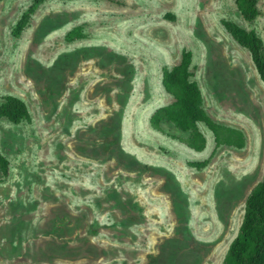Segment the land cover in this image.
<instances>
[{"label": "rangeland", "instance_id": "rangeland-1", "mask_svg": "<svg viewBox=\"0 0 264 264\" xmlns=\"http://www.w3.org/2000/svg\"><path fill=\"white\" fill-rule=\"evenodd\" d=\"M257 1L248 23L234 0H47L14 38L33 2L0 0V104L30 117L0 119V264L223 263L264 175V85L222 21L264 43ZM185 54L207 115L242 149L200 126L195 153L168 122L151 127L172 102L162 70Z\"/></svg>", "mask_w": 264, "mask_h": 264}, {"label": "trees", "instance_id": "trees-1", "mask_svg": "<svg viewBox=\"0 0 264 264\" xmlns=\"http://www.w3.org/2000/svg\"><path fill=\"white\" fill-rule=\"evenodd\" d=\"M33 6L26 11L14 29L12 36L19 37L28 24L35 7L47 0H31ZM241 18L251 23L260 16L257 0H234ZM222 26L231 38L243 47L250 56L259 80L264 85V43L253 30H245L237 25L222 21ZM80 37V36H79ZM75 39H69L72 42ZM190 58L185 54L179 64L172 69L164 68L161 86L172 102L158 108L150 117V125L160 130L162 122H168L174 129L188 136L182 142L189 150L200 153L206 147V139L200 130L205 127L213 135L215 148L231 147L240 150L245 145V137L240 130L214 122L203 107V97L198 84L190 73ZM0 119L12 124L29 122L25 104L15 98L6 97L0 104ZM116 139H112V146ZM207 160L190 163L195 169L204 168ZM5 172L6 168L2 167ZM185 208V207H184ZM222 264H264V175L248 194L244 213L237 235L229 244Z\"/></svg>", "mask_w": 264, "mask_h": 264}, {"label": "bare ground", "instance_id": "bare-ground-1", "mask_svg": "<svg viewBox=\"0 0 264 264\" xmlns=\"http://www.w3.org/2000/svg\"><path fill=\"white\" fill-rule=\"evenodd\" d=\"M130 10V9H129ZM152 37V36H151ZM97 38V37H96Z\"/></svg>", "mask_w": 264, "mask_h": 264}]
</instances>
